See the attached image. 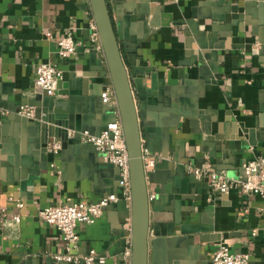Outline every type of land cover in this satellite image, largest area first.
Instances as JSON below:
<instances>
[{
  "label": "crops",
  "instance_id": "1",
  "mask_svg": "<svg viewBox=\"0 0 264 264\" xmlns=\"http://www.w3.org/2000/svg\"><path fill=\"white\" fill-rule=\"evenodd\" d=\"M85 1L0 0L1 101L15 104L16 110L20 105L32 106L29 102L38 93L47 95L33 82L37 64L52 62L63 71L60 80H72L71 87L62 88L72 93L58 94L57 89L53 94L61 104L78 106L80 112L84 108L94 116L110 115L112 110L101 95L110 80L102 75L103 51L90 37L92 16L84 10ZM108 2L112 13L123 18L146 9L143 19L128 17L120 29L134 38L129 40L131 54L136 66L145 69V112L153 151L143 145V153L154 160L156 187L174 176L175 158L189 160L185 168L191 172L209 163L237 175L248 159L264 154V0ZM69 29L79 44L74 54L62 57L57 41ZM197 31L204 33L206 43L215 45V60H195ZM11 118L9 110L0 106L1 129L11 127ZM20 134L17 164L11 152L0 148V206L6 212L0 214V264H31L29 258L36 264H44L45 259L57 264L60 261L53 255L64 252L66 242L56 227L38 216V210L50 204L96 201L117 192L119 168L109 169L105 178L113 186H106L95 170L98 162L107 163L102 154L94 148L95 158H90L72 144L49 152L41 168L23 151ZM142 140L145 144L143 135ZM164 158V162L172 160L171 167L160 166ZM156 193L150 185L149 195ZM15 198L23 201L19 209L13 204ZM182 204L193 206L191 212L182 213L186 224L196 226L187 234L190 242L182 239L179 226L173 237L149 234L148 264L156 260L163 264L168 257L174 261L181 255L186 262L212 264L218 241L236 253L247 252L248 264H264V203L258 194L220 193L208 186L201 189L200 200ZM168 207L165 204L162 211L168 212ZM15 211L21 216L16 224L10 219ZM123 215L117 204H109L94 222L78 223L77 248L72 252L85 254L92 248L105 256V264H121L115 250L120 229L128 234Z\"/></svg>",
  "mask_w": 264,
  "mask_h": 264
},
{
  "label": "water",
  "instance_id": "2",
  "mask_svg": "<svg viewBox=\"0 0 264 264\" xmlns=\"http://www.w3.org/2000/svg\"><path fill=\"white\" fill-rule=\"evenodd\" d=\"M84 10L90 13L96 24L105 63L102 75L109 77L114 88L117 98V114L111 111L110 115L104 113V115L94 116L87 114L84 108L80 112L81 109L78 106L75 108L72 104L66 107L55 95L38 93L29 102L34 107V117L24 119L25 117L23 118L15 112V104L0 100V106L7 108L14 117L11 118L14 120L11 127H2V129L0 127V148L3 152H11L14 162L17 164L19 160L17 158L16 143L19 141L17 135L21 133L24 143L23 151L39 162L41 168H44V162H47L49 153L47 144L53 138L60 140L62 148L72 144L79 153H86L90 158H95L94 146L89 142L82 141L81 132L86 130L89 134L99 135L106 128L107 123L119 119L123 127L129 157L130 199L127 202L125 199L119 198L110 204H117L123 210L125 219L123 222L128 220L130 228L128 234L125 233L124 228L120 229V240L115 254L121 264H124L123 253L128 245L130 247L129 264H148L149 234L155 237L172 236L175 235L176 226H179V232L184 237L182 239L190 242L191 236L187 237V234L196 230V226L186 224L183 221L182 213L191 212L193 206L190 205L187 208L182 204V201L200 200L201 189L208 187L207 180L206 178H197L193 172L185 168V164L189 160L185 162L178 158L173 159L177 162L174 163V176L169 178L166 185L162 184L156 187L157 168L147 172L144 170L143 145L153 151L150 147L151 129L148 127L145 112V89L142 80L145 69L136 66V57L131 54L133 50L129 43V40L133 41L134 38L129 36L126 30L122 32L120 26L121 21L127 22L128 17L129 19H143L145 7L139 10L141 14H129L124 18L112 13L108 0H86ZM196 34L199 50L193 53L195 60L200 63H203L205 58L215 60L217 54L215 45L205 42L202 31H197ZM208 48L211 49L210 52L207 51ZM95 59L97 58L95 57ZM100 63H102L101 60H99ZM71 82V79L68 83L59 80L58 94L69 95L72 93L70 90H64L68 86L71 87ZM141 122H143V127H141ZM142 135L145 138V144ZM163 157H166L165 153ZM164 161L165 158L161 160L160 166L164 164L167 167L172 166V160L171 162ZM98 164L95 166V170L101 174L104 184L112 187L113 183L105 176L109 174V169L113 168V164L109 162L106 164L98 162ZM116 179L119 183L120 176ZM150 185L151 189H155L157 192L154 197L149 195ZM109 189L111 191L112 188ZM165 204L169 206L168 212L162 211ZM153 241L155 242V240ZM180 257L183 260L181 264H197L186 262L185 255ZM180 257L174 261L168 257L163 261V264H178L177 261ZM29 260L31 264L38 262L32 258ZM158 261L156 260L154 264H159ZM44 264H52V261L45 259ZM57 264L85 263L83 261L78 263L60 261Z\"/></svg>",
  "mask_w": 264,
  "mask_h": 264
},
{
  "label": "built area",
  "instance_id": "3",
  "mask_svg": "<svg viewBox=\"0 0 264 264\" xmlns=\"http://www.w3.org/2000/svg\"><path fill=\"white\" fill-rule=\"evenodd\" d=\"M91 29L90 37L98 48H102L96 24L92 19L88 22ZM79 42L74 38L72 30L69 29L57 41V52L62 57H68L75 53ZM63 71L52 62H40L35 69L34 87L47 95H53L57 91L58 81L62 78ZM102 102L109 106L117 114V98L111 82H107L102 90ZM20 116L34 117V107L20 105L15 110ZM84 142L91 143L94 148L102 154L104 159L119 168V187L117 192H112L96 201H76L72 203H60L46 205L38 210V216L48 224L56 227L66 242L65 251L53 255L57 261H83L85 264H105V256L94 249H89L85 254L73 253L77 248L78 234L76 227L78 223H92L101 216L104 208L119 198L130 199L129 182V157L124 139L123 127L119 119L109 122L99 135L89 134L86 130L81 132ZM47 148L49 152H55L61 148L60 140L51 139ZM144 156V153H143ZM154 160L144 156L145 172L152 169ZM196 177L206 178L209 188L215 192L228 193L231 190H241L245 193L258 194L264 203V154L248 159L237 175L228 174L225 170L215 169L211 164H204L193 168ZM13 204L16 208L23 206L20 198H15ZM5 208L0 206V214L5 215ZM13 223H19L21 216L18 211L10 215ZM127 229L130 223L125 222ZM256 229L252 230V235ZM128 238V236H127ZM128 240V239H127ZM124 262L129 264L130 247L127 245L123 253ZM249 254L247 252L236 253L223 241H218L212 251V264H248Z\"/></svg>",
  "mask_w": 264,
  "mask_h": 264
}]
</instances>
